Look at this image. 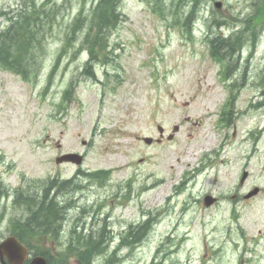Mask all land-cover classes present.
I'll return each mask as SVG.
<instances>
[{
  "label": "rangeland",
  "instance_id": "rangeland-1",
  "mask_svg": "<svg viewBox=\"0 0 264 264\" xmlns=\"http://www.w3.org/2000/svg\"><path fill=\"white\" fill-rule=\"evenodd\" d=\"M171 1L159 0L167 16ZM177 1L183 15L200 5L191 14L193 22L200 11L203 15L193 42L178 23L173 24L172 15L165 20L144 0H127L125 20L99 57L109 79L102 76L99 64L97 81L92 82L81 72L89 59L79 50L89 29V14L78 15L83 0H50L63 9L55 27H48L43 42L47 68L38 84L0 69V191L11 195L4 198L0 193V240L17 235L18 225L30 232L20 221L25 213L14 202L12 189L21 186L24 195L42 196L48 178L65 180L75 177L79 168L101 169L112 171L103 186L61 194L65 202L73 195L75 204L59 241L43 247H52L55 258L70 246V232L78 226L73 237L77 241L81 232L103 237L105 245L113 237L110 251L96 257L94 264H150L158 248L169 264H264V108H250L260 102L264 90V28L244 43L258 44L253 51L244 47L234 52L236 56L246 51L227 80L202 41L220 23L227 26L219 30L229 36L228 26L247 21L258 0H218L224 5L222 12L214 8V0ZM10 6L12 0H0L1 11ZM76 18L87 19L76 46L58 57L62 44L72 37L68 26ZM4 25L0 17V30ZM58 62L51 76L50 68ZM114 74L122 84L113 93L102 84L114 87ZM234 80L245 87L233 102L229 124L220 126L226 85ZM71 81L79 82L66 101L64 92ZM144 137L152 138L153 144L147 145ZM67 153L84 154L83 165H57L56 158ZM244 173L247 178L241 183ZM147 176H152L151 182ZM255 188L260 192L247 199ZM120 193L122 198L115 199L113 195ZM207 195L218 198V205L205 208ZM150 220L156 221L153 229L140 245L122 249L121 260L113 250L128 242L129 234L141 238L142 233L130 228ZM73 254L68 255L70 263L78 264Z\"/></svg>",
  "mask_w": 264,
  "mask_h": 264
},
{
  "label": "trees",
  "instance_id": "trees-1",
  "mask_svg": "<svg viewBox=\"0 0 264 264\" xmlns=\"http://www.w3.org/2000/svg\"><path fill=\"white\" fill-rule=\"evenodd\" d=\"M25 1L27 0H24L23 3ZM193 1L195 4L198 3V0ZM36 2L37 1H28L17 13H13V15L8 12L9 24L0 32V67L20 75L27 82H36L38 76L41 74L43 66L42 64L39 65L38 62H45L46 58L44 53L47 51L43 42L46 40L49 29L51 28L52 30V28L55 27L57 18L59 19V11L63 9L61 6L54 4V2L50 3V0H45L43 4L39 5L38 2ZM85 2L86 0H83L82 4L85 5ZM153 3L154 5L149 2V4H151V11L155 15L165 20L168 16L172 15L175 19L173 24L175 25L178 23L183 33H187L188 35L191 34V22L194 23V19L192 20L191 18L192 13L183 15L182 4L172 0L170 5H168L169 7H167L172 9L170 12L171 14L167 16L165 10L160 6L159 0H153ZM120 4L121 0H96L94 2L95 11L98 10V14L89 16V29L87 33L82 32L83 34L85 33L86 36L84 38V43L79 48V50H87L91 61H93L92 63H96L103 54V51L107 48V42H109V35H111L119 22H122L121 19L124 18L115 15L118 13ZM253 6L255 9L253 10L252 16L255 21L259 23L264 19V0L253 2ZM196 7L197 5L192 8L193 14L195 13ZM7 14L4 13L5 16H7ZM86 20V18H76L68 26V29L72 27V37L66 39L61 54H65L66 48L72 46L74 44L73 42L77 41V33ZM241 34L242 35L236 39L215 37L212 39L209 38L207 41L210 43L211 47L215 48L220 54H228L231 58L233 53H230L229 50L241 48L245 41L250 38L246 37L243 33ZM54 69L55 66L53 71ZM70 85V88L64 93V99H67L68 96L71 95L76 84L71 83ZM54 182L46 186L44 195H33L27 200L18 202L19 206L26 207L29 213V217L24 222V225L30 231L27 232L22 225H18L17 233L20 237L19 240L30 249L31 254L34 256H39L38 254L40 251L37 250L38 246L34 243L33 233L37 235L46 233L47 231H58V233H63L65 218L68 215L67 211L71 208V204H68L69 200L65 202L60 198V196H62L61 194H64L66 191L69 192L70 187L67 186H69L71 182L67 181L59 185H57L56 181ZM77 227L70 233V246L66 248V250L60 252L59 259L63 262L70 253L75 252L73 255L76 256L78 262L90 264L96 257L101 256V254L107 251V245L104 244L103 237L99 240V238L94 237L93 234L90 233V235H84L81 232L80 236L77 238L78 241L75 240L73 237L77 234ZM149 227H147V225L137 227L134 232L142 233V237L136 240L129 234L128 242H123V245L132 247L134 245H131V243L140 242L148 232V230L145 229ZM132 239L136 242H132ZM73 245H77L78 247H73ZM41 255L47 259L48 264H54L49 254L45 253ZM153 264L165 263L160 261Z\"/></svg>",
  "mask_w": 264,
  "mask_h": 264
},
{
  "label": "water",
  "instance_id": "water-1",
  "mask_svg": "<svg viewBox=\"0 0 264 264\" xmlns=\"http://www.w3.org/2000/svg\"><path fill=\"white\" fill-rule=\"evenodd\" d=\"M217 6H220V4H217ZM146 142L150 143L151 140H146ZM82 161V158L76 154H67L64 155L60 158L57 159L58 163H62V162H73V163H77L80 164ZM245 178V176H244ZM214 202V200L211 197H207L206 198V206H210L212 203ZM18 243L14 240V239H9V240H5L3 243H1L0 245V251L1 249H5V251L8 252H13V250H15L16 247H18ZM20 246V245H19ZM37 264H46V262L43 259H39Z\"/></svg>",
  "mask_w": 264,
  "mask_h": 264
},
{
  "label": "bare ground",
  "instance_id": "bare-ground-1",
  "mask_svg": "<svg viewBox=\"0 0 264 264\" xmlns=\"http://www.w3.org/2000/svg\"><path fill=\"white\" fill-rule=\"evenodd\" d=\"M96 1V0H95ZM94 1V2H95ZM93 7H95V5H94V3H93ZM120 7H121V4H120V6H119V8H118V12H119V9H120ZM194 7V6H193ZM192 12H190L189 14H191ZM195 17H196V15H194ZM195 23V22H194ZM76 52V51H75ZM84 53V52H83ZM86 54V53H85ZM234 56H235V54H233ZM232 55V56H233ZM88 57V56H87ZM59 64V63H58ZM127 223V222H126ZM19 243L21 244V245H23V243H21L20 242V240H19ZM31 252H29V254H28V256H27V259H30V262L29 263H32L35 259H37L39 256H34L33 254V256L34 257H31V254H30ZM45 258V257H44ZM45 260L47 261V259L45 258Z\"/></svg>",
  "mask_w": 264,
  "mask_h": 264
},
{
  "label": "flooded vegetation",
  "instance_id": "flooded-vegetation-1",
  "mask_svg": "<svg viewBox=\"0 0 264 264\" xmlns=\"http://www.w3.org/2000/svg\"><path fill=\"white\" fill-rule=\"evenodd\" d=\"M0 242H1V240H0ZM31 257H34V256L31 254ZM5 262H6V260H5ZM29 262H30V259H27V261L24 264H28ZM0 264H3V262H1V259H0Z\"/></svg>",
  "mask_w": 264,
  "mask_h": 264
}]
</instances>
